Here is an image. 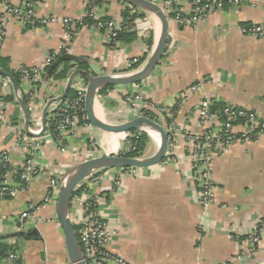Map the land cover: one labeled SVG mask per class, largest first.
<instances>
[{"label": "crops", "instance_id": "crops-1", "mask_svg": "<svg viewBox=\"0 0 264 264\" xmlns=\"http://www.w3.org/2000/svg\"><path fill=\"white\" fill-rule=\"evenodd\" d=\"M149 1L161 8L166 2ZM172 1L183 16L190 17L192 7L186 0ZM9 2L20 5L22 0ZM91 3L95 17L104 21L122 19V12L130 6L119 0H39L37 16L50 22L35 28L12 24L3 41L0 63L10 72L44 70L47 56L62 49H67L66 55L72 57L68 61L74 66L65 80L50 78L34 86L20 81L17 93L9 80L0 76L6 79L0 84V97L6 107L0 119V152L7 151L11 161V172L4 183L16 186L13 171L18 170L25 157L24 149L12 146L16 129L40 142L42 149L38 160L42 174L16 197L0 199V241L15 249L11 254L20 264H71L55 213L58 193L37 212L40 223L19 229V213L39 204L51 179L59 185L73 166L94 157L95 150L111 155L125 154L130 148V133L108 134L86 124L76 125L64 152L57 148L46 127L41 134L45 105L62 95L69 75L78 69L77 59L86 62L94 76L129 75L145 65L159 39L158 19L141 11L142 18L134 20L135 28L123 33V40L114 45L109 44L105 32L89 29L78 31L69 44L63 36L62 20H80ZM260 22H264V0H240L236 6L225 5L194 28L170 19L168 43L152 74L138 88L137 84L115 86L105 92L100 90L94 97V115L107 124L124 123L134 117L124 102L126 95L139 94L152 109H166L170 113L162 115L170 119L167 131L176 145L175 163L163 160L154 167L138 168L132 178H124L114 190L111 177L90 186L87 178L73 193L103 196L98 208L110 233L108 251L127 264H264V236L256 256H246L247 237L264 215V136L251 143L236 144L228 153L212 158L216 203L204 214L199 190L191 181L184 140L186 134L202 131L196 114L198 101L204 97L215 105L240 107L264 119V39H252L240 30ZM139 59L142 63L132 70ZM63 70L60 65L57 73ZM74 79L84 81L80 76ZM195 83L201 87L189 94ZM32 92L37 99L33 109L26 106L28 134L16 95L22 101ZM56 104L50 106L46 119ZM174 106L177 108L172 115ZM104 173L94 176H105ZM112 174L111 170L109 175ZM69 212L72 226L81 227L83 212L71 201ZM0 264L10 263L6 258Z\"/></svg>", "mask_w": 264, "mask_h": 264}, {"label": "built area", "instance_id": "built-area-1", "mask_svg": "<svg viewBox=\"0 0 264 264\" xmlns=\"http://www.w3.org/2000/svg\"><path fill=\"white\" fill-rule=\"evenodd\" d=\"M192 7L190 17L182 15L180 10L173 4L172 0L164 3L162 10L168 20L173 19L180 25H188L192 28L204 24L215 12L221 10L225 5L236 6L240 4V0H186ZM2 10L0 12V53L4 44L6 31L12 24L28 25L30 28L43 26L50 21L40 19L37 16V7L39 0H22L20 5H13L9 0H0ZM87 9L80 20L65 18L62 20L64 39L70 44L77 32L84 29H89L96 33H106L109 44H116L115 37L121 33H129L132 31L136 23L120 20H108L102 22L95 17L91 5ZM86 19L92 20V23H86ZM244 36L252 39H264V22L252 24L247 27L240 28ZM67 47V46H65ZM66 52L67 49H62ZM59 52V51H58ZM58 52H52V55L45 59L48 65ZM43 70L23 69L19 71V80L27 81L34 85L41 83V73ZM6 79L0 77V84ZM71 89L74 91V96L66 101H60L55 108L49 113V125L52 127L51 134L57 148L61 152L66 150V141L69 135L79 124L80 120H85L84 97L87 83L80 79H73ZM140 84V83H138ZM138 84L136 87L138 88ZM201 87L200 83H195L188 90L189 94L195 93ZM36 96L32 92L28 95V106L30 110L35 107ZM140 101V104L136 101ZM124 102L129 105L134 116H145V111L152 109L149 103L143 102L141 96L126 95ZM197 106V121L200 123L202 131L200 133H188L184 136L185 152L191 170V181L199 190V201L201 204L202 213L216 203L215 192L216 187L213 183L211 160L214 156L224 155L236 144L251 143L261 136H264V119L258 118L251 111L243 108H237L232 105H224L217 110H213L215 103L204 97L198 101ZM5 102L3 97H0V119H2L5 111ZM159 113H169L166 109H161ZM170 114V113H169ZM168 114V115H169ZM167 115V116H168ZM146 117V116H145ZM171 118V115H169ZM148 118V117H147ZM154 120V119H153ZM167 131V129H166ZM12 146L20 147L25 151V157L22 165L17 171H13L16 186H9L4 183L5 176L11 171V161L7 151L0 152V199H12L20 192L27 189L28 185L42 171L38 167V160L41 154V143L37 140L28 138L23 131L18 128L15 130ZM167 146L168 151L163 160L167 163H175V146L174 138L167 131ZM130 151V148L127 152ZM126 152V153H127ZM138 168L131 169H111L114 171L112 176L109 175L111 170L99 171L105 172V176L96 175L98 172L90 175V185L99 183L104 178H110L112 181V189H118L121 181L124 178H132ZM56 180L51 179L49 187L42 201L24 212H20L17 217V226L19 229H25L28 224H37L41 222L38 217V211L43 206L50 204L58 191ZM111 189V190H112ZM76 190V188H75ZM74 190V191H75ZM75 193V192H74ZM102 195L74 194L71 199V204L79 207L83 212L79 237L77 238L80 247L83 261L86 264H127L121 257L111 254L108 251L109 235L105 225L101 219L99 212V204L102 202ZM253 232L247 237L248 247L246 256L253 258L257 254L258 246L264 236V215L253 228ZM234 232L233 229H230ZM17 257L14 254H9L8 262L15 264Z\"/></svg>", "mask_w": 264, "mask_h": 264}, {"label": "water", "instance_id": "water-1", "mask_svg": "<svg viewBox=\"0 0 264 264\" xmlns=\"http://www.w3.org/2000/svg\"><path fill=\"white\" fill-rule=\"evenodd\" d=\"M124 2L127 5L133 6L139 9L142 12L152 14L156 17L160 24V31L158 36V41L155 48L151 52V55L148 57L145 65L137 70L132 72L129 75H109V76H94L90 73H86L75 69L69 75L66 81V87L61 96L49 100L42 114L41 134L45 131V123L47 117V111L53 103H58L64 100L67 97L69 90L72 87V81L75 77L80 76L87 83L85 97H84V111L85 119L88 125L97 128L105 133H130L132 131H141L147 134L146 129L154 130L159 138L158 148L151 157L147 158H138V157H128L123 154H100L99 156L92 157L89 160L82 161L71 168L68 174L62 179L58 186V196L55 204V213L57 219L64 235L66 253L69 257L71 264H86L83 261V255H81L80 247L76 234L74 233L73 226L70 218V201L75 192V188L85 179L89 178L90 175L102 171V170H111V169H131V168H149L154 167L161 163L164 157L167 154V131L163 125L159 124L155 120H151L145 116H134L132 119L119 124H107L102 122L95 117L93 111V100L96 94L103 89L109 88V86H131L133 84L141 83L146 80L156 68V66L161 62V58L165 52L167 43H168V29H169V20L165 16L162 8L149 0H119ZM66 59L71 60L72 57L66 55L62 57L59 61H66ZM0 76L5 77L9 82L14 86L15 93H17L18 86L15 84L12 76L5 72L3 69H0ZM16 100L21 106V109L24 114V128L26 133L29 131V117L26 106L16 95ZM148 135V134H147Z\"/></svg>", "mask_w": 264, "mask_h": 264}, {"label": "trees", "instance_id": "trees-1", "mask_svg": "<svg viewBox=\"0 0 264 264\" xmlns=\"http://www.w3.org/2000/svg\"><path fill=\"white\" fill-rule=\"evenodd\" d=\"M165 1H168V0H165ZM121 16L125 21H129V22H134L135 19L142 18L141 11L139 9L133 7V6H129V8H126L122 12ZM101 21L105 22L104 20H101ZM86 23L90 24V23H92V20L86 19L85 24ZM124 36H125V34L121 33L115 37V40L116 41L123 40ZM66 54H67V51L65 52L64 50H60L54 56L53 60L48 65H46V67L44 68V70L41 73L42 83H45L50 78H52L54 80H65L66 79L68 73L74 67V66H72L71 62L68 61V59H66V61H61V63L59 62V60L62 57L66 56ZM49 55H52V53H50ZM75 62H76V66H77L78 70L86 72V73H90L91 75H93L91 72H89L88 64H86V62H84L83 60H80V59H77ZM141 63H142V60L139 59V62L134 64L131 69L132 70L138 69V67ZM60 65L64 66V70L57 73V70H58ZM0 68L3 69L5 72L9 73L12 76V78L14 79L15 84L20 86L19 85L20 80H19V74L18 73L10 72L5 67V65H3L2 63H0ZM133 85H135V84H133ZM111 88H113V86H109V88L103 89L102 92H105ZM73 96H74V91L72 89H70L68 94H67V97L63 101H66L67 99H69ZM22 102L29 109L28 97L25 96L24 98H22ZM220 107H221V105H219V104L215 105L213 110H217V108H220ZM176 108H177V106H174V108L171 110L172 115L174 114ZM144 115L151 120L154 119L156 122L163 125V127L165 129H167L168 124L170 122V119L165 118L164 115H162V113H159L154 108L145 111ZM48 117H49V115H48ZM49 122H50V120H49V118H47L46 123H45V127L47 130L52 131V127H50ZM79 124L88 125V123L85 120H80ZM130 134H131V138L128 140L130 151L123 154V155L131 157V158H133V157L140 158L146 149V144L149 142V138H148L147 134H145L144 132H141V131H132V132H130ZM80 228L81 227L73 225V230H74V233L76 234L77 238L79 237L78 233H79ZM13 251H15V249L13 247H9L0 241V261L6 260V258H8V256H9V254H11V252H13ZM15 264H20V260L17 259Z\"/></svg>", "mask_w": 264, "mask_h": 264}, {"label": "rangeland", "instance_id": "rangeland-1", "mask_svg": "<svg viewBox=\"0 0 264 264\" xmlns=\"http://www.w3.org/2000/svg\"><path fill=\"white\" fill-rule=\"evenodd\" d=\"M136 103H138V101H136ZM156 149H157V146H156L155 142L153 143V142L149 141V143L146 144V149L140 158H147L148 155L153 154ZM100 153H101L100 151L95 150L93 156L94 157L99 156ZM114 154L119 155L120 153L116 152Z\"/></svg>", "mask_w": 264, "mask_h": 264}, {"label": "bare ground", "instance_id": "bare-ground-1", "mask_svg": "<svg viewBox=\"0 0 264 264\" xmlns=\"http://www.w3.org/2000/svg\"><path fill=\"white\" fill-rule=\"evenodd\" d=\"M158 32H159V26H158ZM100 118V116H98ZM147 132V134L150 136V138L155 142L156 146L158 145V142H159V138H158V135L157 133L153 130H150V129H146L145 130ZM116 139V138H115ZM112 143V142H111ZM111 145V144H110ZM115 147V146H114ZM158 148V146H157ZM113 150V149H112Z\"/></svg>", "mask_w": 264, "mask_h": 264}]
</instances>
